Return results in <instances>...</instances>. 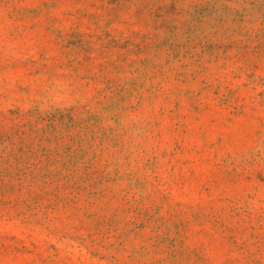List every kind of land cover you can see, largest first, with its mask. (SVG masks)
I'll return each instance as SVG.
<instances>
[{"label": "rangeland", "instance_id": "obj_1", "mask_svg": "<svg viewBox=\"0 0 264 264\" xmlns=\"http://www.w3.org/2000/svg\"><path fill=\"white\" fill-rule=\"evenodd\" d=\"M0 264H264V0H0Z\"/></svg>", "mask_w": 264, "mask_h": 264}]
</instances>
